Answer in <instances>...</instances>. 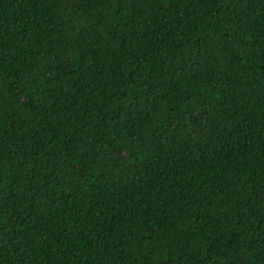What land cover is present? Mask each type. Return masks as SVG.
<instances>
[{
  "label": "trees",
  "instance_id": "obj_1",
  "mask_svg": "<svg viewBox=\"0 0 264 264\" xmlns=\"http://www.w3.org/2000/svg\"><path fill=\"white\" fill-rule=\"evenodd\" d=\"M0 264H264V0H0Z\"/></svg>",
  "mask_w": 264,
  "mask_h": 264
}]
</instances>
